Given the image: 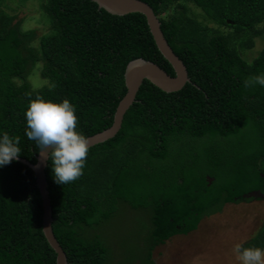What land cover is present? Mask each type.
<instances>
[{"label": "trees", "instance_id": "trees-1", "mask_svg": "<svg viewBox=\"0 0 264 264\" xmlns=\"http://www.w3.org/2000/svg\"><path fill=\"white\" fill-rule=\"evenodd\" d=\"M5 1L0 130L20 137L19 157L32 163L40 149L25 134L31 99L68 98L78 130L90 137L113 125L131 61H152L175 76L141 13L114 15L94 0H41L48 30L39 35L25 30ZM142 1L159 17L191 82L168 93L145 80L119 133L90 147L76 180L56 183L48 161L52 226L68 264H156L158 246L264 192V87L245 86L264 72V49L244 58L264 35V0ZM36 181L20 161L0 167V264H56ZM243 246L264 247V223Z\"/></svg>", "mask_w": 264, "mask_h": 264}, {"label": "rangeland", "instance_id": "rangeland-1", "mask_svg": "<svg viewBox=\"0 0 264 264\" xmlns=\"http://www.w3.org/2000/svg\"><path fill=\"white\" fill-rule=\"evenodd\" d=\"M6 0L9 12L15 10L19 18L25 20V30L34 28L39 35L46 33L48 26L41 0ZM191 13L210 26L214 24L204 19L201 10L188 3ZM38 10V11H37ZM169 9L164 14L172 13ZM264 49V35L257 38L255 47L244 53L247 61L255 59ZM264 223V198L235 204H227L219 214L205 218L199 229L188 234L171 238L165 245L154 251L156 264H240L236 258L235 245L245 244Z\"/></svg>", "mask_w": 264, "mask_h": 264}, {"label": "clouds", "instance_id": "clouds-1", "mask_svg": "<svg viewBox=\"0 0 264 264\" xmlns=\"http://www.w3.org/2000/svg\"><path fill=\"white\" fill-rule=\"evenodd\" d=\"M258 84L264 87V72L245 81V86ZM24 115L25 134L39 146L40 155L51 161L53 178L66 184L79 178L87 162L90 145L87 137L78 130L76 105L68 98L56 101L36 96L31 99ZM20 137L0 130V167L19 159ZM240 264H264V247L235 245Z\"/></svg>", "mask_w": 264, "mask_h": 264}, {"label": "water", "instance_id": "water-1", "mask_svg": "<svg viewBox=\"0 0 264 264\" xmlns=\"http://www.w3.org/2000/svg\"><path fill=\"white\" fill-rule=\"evenodd\" d=\"M100 8L107 12L124 16L131 13H141L147 18L150 31L154 37L156 45L162 55L169 61L175 70V76L170 75L158 64L138 58L131 61L125 71V84L127 93L120 101L114 116V123L109 128L93 136L87 137L90 147L104 143L114 138L122 128L126 112L135 103L137 94L145 80H149L155 86L165 92H176L184 88L191 82L188 69L182 59L175 53L168 43L161 27V21L155 14L153 8L142 0H94ZM29 166L35 173L37 187L40 190L43 201V232L50 246L57 254L56 264H68L66 252L59 243L53 231V209L48 189L46 177V168L48 159L44 155H37V162L32 163L25 158L16 159ZM264 176V175H263ZM246 198L253 197L257 199L264 198V192L258 190L245 195Z\"/></svg>", "mask_w": 264, "mask_h": 264}]
</instances>
